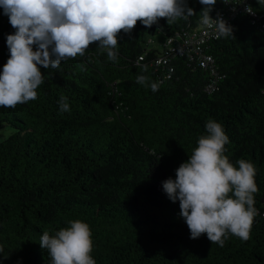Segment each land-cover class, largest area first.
<instances>
[{"label":"trees","instance_id":"16d2710c","mask_svg":"<svg viewBox=\"0 0 264 264\" xmlns=\"http://www.w3.org/2000/svg\"><path fill=\"white\" fill-rule=\"evenodd\" d=\"M249 4L264 23V6ZM188 5L196 15L187 21L161 18L151 28L138 21L130 34L122 31L116 62L94 43L59 69L41 67L37 99L0 107V127L12 128L0 140V264H47L40 236L69 220L89 225L96 264H264V25L241 11L231 22L235 38L206 42L218 76L208 91L215 76L207 68L178 56L172 75L161 78L152 64L160 47L144 46L145 35L163 39L199 27L202 5ZM222 6L217 0L211 15ZM14 31L0 8V71ZM137 65L147 68L158 91L136 83ZM61 95L70 112L59 111ZM210 118L229 137L230 161L250 160L257 169L250 239L229 235L224 247L206 234L191 239L179 201L162 187Z\"/></svg>","mask_w":264,"mask_h":264},{"label":"clouds","instance_id":"9594fccd","mask_svg":"<svg viewBox=\"0 0 264 264\" xmlns=\"http://www.w3.org/2000/svg\"><path fill=\"white\" fill-rule=\"evenodd\" d=\"M199 2L198 23L217 38H235L232 24L219 12L211 15L217 0ZM256 2L264 6V0ZM221 3L231 4L232 11L244 4L245 13L256 14L245 0ZM0 8L15 29L7 34L9 56L0 71V107L7 108L37 99V89L44 83L41 67L59 69L67 59L83 57L94 43L109 61L116 62L119 34H130L138 21L151 28L161 18L172 24L196 15L188 0H0ZM137 67L141 71L136 83L158 91L159 85L144 74L147 68ZM57 103L61 113L70 112L66 96L61 95ZM205 129L191 155L175 170V178L162 182L163 191L173 203L179 201V216L191 239L206 234L211 244L220 247L229 235L247 241L258 215L257 169L250 160L241 158L234 164L225 155L229 137L221 123L210 118ZM39 243L49 257L47 264H96L91 256V229L84 221L69 220L52 234L45 230Z\"/></svg>","mask_w":264,"mask_h":264},{"label":"built area","instance_id":"2783aa9c","mask_svg":"<svg viewBox=\"0 0 264 264\" xmlns=\"http://www.w3.org/2000/svg\"><path fill=\"white\" fill-rule=\"evenodd\" d=\"M236 3H240V0H235ZM245 3L249 4V0H245ZM232 5H225L218 8L214 14L215 17L219 12L230 24L235 19V17L241 11H244V4L236 6V10L232 11ZM256 14L250 16V22L252 24H259L263 26L264 23L261 21L262 14L253 9ZM217 38L215 35L209 34L201 25L196 29H182L174 34L165 36L160 42V51L153 58L152 64L155 70L158 72L159 77L168 78L172 75L174 71V65L172 60L174 57L184 56L188 60H192L197 65L207 68L211 75H214L209 83L206 85L208 91L217 88L216 78L218 77L216 64L214 57L206 50V42L209 39ZM142 58V56H139Z\"/></svg>","mask_w":264,"mask_h":264},{"label":"rangeland","instance_id":"374dc122","mask_svg":"<svg viewBox=\"0 0 264 264\" xmlns=\"http://www.w3.org/2000/svg\"><path fill=\"white\" fill-rule=\"evenodd\" d=\"M161 40H162V36L159 33L154 35H145L144 46L146 48H153V47L158 48L160 47ZM11 132H12V128L9 127L8 125H3L2 127H0V140L7 137Z\"/></svg>","mask_w":264,"mask_h":264}]
</instances>
